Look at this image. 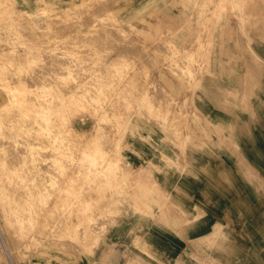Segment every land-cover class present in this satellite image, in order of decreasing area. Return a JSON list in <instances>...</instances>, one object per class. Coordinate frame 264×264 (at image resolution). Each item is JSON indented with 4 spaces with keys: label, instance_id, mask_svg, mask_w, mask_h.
Returning <instances> with one entry per match:
<instances>
[{
    "label": "rangeland",
    "instance_id": "374dc122",
    "mask_svg": "<svg viewBox=\"0 0 264 264\" xmlns=\"http://www.w3.org/2000/svg\"><path fill=\"white\" fill-rule=\"evenodd\" d=\"M0 10V61L11 59L0 63V109L7 82L24 74L35 83L51 119L46 135L35 133V155L62 170L51 196L38 191L55 200L49 208L34 190L25 225L0 201V264H94L113 248L131 258L147 253L137 238L193 223L197 211L221 223L194 247L200 264H264V0H0ZM99 87L105 98L88 103ZM63 115L69 131L59 130ZM8 118L3 133L17 128ZM3 133L19 156L22 144Z\"/></svg>",
    "mask_w": 264,
    "mask_h": 264
},
{
    "label": "bare ground",
    "instance_id": "6f19581e",
    "mask_svg": "<svg viewBox=\"0 0 264 264\" xmlns=\"http://www.w3.org/2000/svg\"><path fill=\"white\" fill-rule=\"evenodd\" d=\"M89 1V0H88ZM259 4V3H258ZM261 4V3H260ZM217 5V4H216ZM232 8V7H231ZM2 9V8H1ZM88 9V8H87ZM0 11H2V10H0ZM1 13V12H0ZM250 13V12H249ZM2 14V13H1ZM4 15H7L6 13H4ZM3 16V15H2ZM7 16H9V15H7ZM4 17V16H3ZM0 18H2V17H0ZM7 18V17H6ZM3 19V18H2ZM2 19H0L1 20V22H2ZM166 19V18H165ZM170 19V18H169ZM190 19V18H189ZM4 20H6V19H4ZM8 20V19H7ZM172 20V19H171ZM170 20V21H171ZM9 21H10V18H9ZM8 21V22H9ZM165 21V20H164ZM167 21V20H166ZM169 21V20H168ZM174 21V20H173ZM211 21V20H210ZM5 22V21H4ZM7 22V24L9 25L10 23H8ZM165 23V22H164ZM174 23V22H173ZM179 25V24H178ZM12 26V25H11ZM160 26V25H159ZM209 26V25H208ZM7 27H9V26H7ZM173 27H175V26H173ZM211 27H212V25H211ZM237 27V26H236ZM3 28V27H2ZM167 28V27H166ZM170 29V28H169ZM237 31V30H236ZM172 33V32H171ZM168 34V33H167ZM73 37V36H72ZM208 37V36H207ZM236 37H237V35H236ZM168 38H169V36H168ZM210 40V39H209ZM169 41V40H168ZM171 41V40H170ZM243 41H244V37H243ZM205 42V41H204ZM155 43V42H154ZM242 43V42H241ZM159 44V43H158ZM174 44H175V42H174ZM195 44V43H194ZM108 46V45H107ZM159 45H157V47H158ZM171 46V45H170ZM201 46V45H200ZM140 47V46H139ZM186 47V46H185ZM149 48H151V47H149ZM188 48V47H187ZM200 48V47H199ZM152 49H153V47H152ZM151 49V50H152ZM182 49V48H181ZM8 50V49H7ZM149 50V49H148ZM154 50H155V48H154ZM164 50V49H163ZM169 50V49H168ZM10 51H11V49H10ZM9 51V55H10V58H12L11 57V54H12V51L10 52ZM144 51V50H143ZM147 51V50H146ZM145 51V52H146ZM158 51V50H157ZM161 51V50H160ZM165 51V50H164ZM170 51V50H169ZM166 52V51H165ZM15 53H17V52H15ZM168 53V52H167ZM202 53H204V51L202 52ZM7 54V52L5 53V55L4 56H9L8 54ZM142 54H144V53H142ZM196 54V53H195ZM144 56V55H143ZM143 56H141V58L143 57ZM146 56H147V54H146ZM151 56V55H150ZM149 56V57H150ZM166 56V55H165ZM169 56V55H168ZM17 57H19L18 55L16 56V58ZM199 57V56H198ZM7 58V60L9 59L8 57H6ZM6 58H5V62H2V61H0V63H4V65H5V63H7L8 61L6 60ZM14 59V58H13ZM17 59H19V58H17ZM17 59H14L13 61L14 62H16L15 60H17ZM31 59V58H30ZM33 59V58H32ZM59 59H61V58H59ZM145 59V58H144ZM157 59V58H156ZM0 60H2V57H1V59ZM9 61H11V59H9ZM20 61V60H19ZM17 62V64L18 63H20V62ZM31 61H33V60H29V62H31ZM63 61V60H62ZM137 61V60H136ZM144 61V60H143ZM142 61V62H143ZM161 61H162V59H161ZM22 62V61H21ZM48 62V61H47ZM138 62V61H137ZM158 62V61H157ZM12 62H9L8 63V65L10 66V65H12L11 64ZM23 63V62H22ZM44 63V62H43ZM68 63V62H67ZM90 63V62H89ZM145 63V62H144ZM39 64V63H38ZM58 64V63H57ZM136 64H139V63H136ZM156 64V63H155ZM159 64V63H158ZM1 65H3V64H1ZM14 65H16V64H14ZM19 65H21L22 66V64L20 63ZM77 65V64H76ZM148 65V64H147ZM150 65V64H149ZM148 65V66H149ZM6 67H7V69H8V66L7 65H5ZM146 66V65H145ZM151 66V65H150ZM1 67V66H0ZM4 67V66H3ZM15 67V66H14ZM16 67H17V65H16ZM31 68V65L29 66L28 65V67L27 68ZM47 66H45V68H46ZM144 67V66H143ZM162 67V66H161ZM183 67V66H182ZM5 68V67H4ZM3 68V69H4ZM10 68V67H9ZM12 68H13V66H12ZM12 68H10L11 69V71L12 70H16V69H12ZM26 68V67H25ZM79 68V67H78ZM140 68V67H139ZM148 68V67H147ZM156 68V67H155ZM2 69V68H1ZM6 69V68H5ZM4 69V70H5ZM7 69L5 70V72L7 71ZM19 69H22V68H19ZM18 69V70H19ZM50 69V68H49ZM136 69H138L137 67H136ZM145 69V68H144ZM149 69V68H148ZM147 69V70H148ZM154 69V68H153ZM162 69V68H161ZM18 70H16L15 72L17 73V71ZM43 70V69H42ZM41 70V71H42ZM48 70V69H47ZM79 70H81V69H79ZM104 70V69H103ZM139 70V69H138ZM155 70V69H154ZM247 70V69H246ZM1 71H3V70H1ZM11 71H8V74L11 72ZM21 71H23V70H21ZM134 71H135V69H134ZM144 71V70H143ZM152 71V70H151ZM158 71V70H157ZM179 71V70H178ZM177 71V72H178ZM4 71L2 72V74L3 73H5ZM59 72H60V70H59ZM138 72V71H137ZM145 72H146V70H145ZM144 72V73H145ZM149 72V71H148ZM154 72V71H153ZM1 73V72H0ZM129 73H130V71H129ZM156 73V72H155ZM167 73V72H166ZM165 73V74H166ZM19 74H23V72L21 73H19ZM46 74V73H45ZM132 74V73H131ZM157 74V73H156ZM168 74V73H167ZM5 75V74H4ZM15 75H17V74H15ZM52 75V74H51ZM83 75H84V73H83ZM140 75V74H139ZM149 75V74H148ZM11 76H14V74H12ZM11 76H9L8 77V81H9V79H12L13 77H11ZM21 76H23V77H21ZM53 76V75H52ZM146 76V75H145ZM16 77V76H15ZM48 77V76H47ZM131 77V76H130ZM156 77V76H155ZM168 77V76H167ZM7 78V77H6ZM41 78V77H40ZM104 78V77H103ZM139 78V77H138ZM170 78V77H169ZM3 79H5V78H3ZM1 80V81H4V80ZM38 79H39V77H38ZM48 79H50V78H48ZM54 79V78H53ZM57 79V78H56ZM83 79V78H82ZM130 79V78H129ZM134 79V78H133ZM132 79V80H133ZM144 79V78H143ZM32 80V79H31ZM35 80H36V78H35ZM131 80V81H132ZM146 80V79H145ZM172 80H173V78H172ZM44 81V80H43ZM51 81V80H50ZM123 81V80H122ZM148 81V80H147ZM176 81V80H175ZM174 81V82H175ZM7 82V81H6ZM37 82V81H36ZM47 82V81H46ZM90 82H91V80H90ZM129 82V81H128ZM127 82V83H128ZM154 82V81H153ZM8 83V84H7ZM6 83V86L7 87H5V88H7L6 90H7V94H8V101L5 103V104H2V107H1V109H0V134H2L3 133V130H5V128L4 127H6L7 125L9 126V125H11V128L13 127V128H15V127H17V128H15V129H8V128H6V129H8V130H6V132L8 131L9 133H11V134H9L8 132L7 133H3V136L5 137V134H8V135H6V136H8L7 138H10V139H12L11 141H9V142H11L10 144H12V146L13 145H15V143L16 142H19V145H21V146H23L20 150H18V152L19 153H21L19 156L17 155V149L15 150V149H13L12 151H10L9 150V148H7V147H5L4 146V143L2 142L3 140L2 139H0L1 141H0V194H2L1 195V198H0V201H2L3 202V204L5 205V208H7L5 211L6 212H8V214L10 213V215L9 216H13V218H14V220L15 221H17V223L20 225V226H23V225H25V224H23L25 221H27V220H29V222L32 220V219H34V218H30L31 217V215H32V212L35 210H33L32 208L33 207H31V202L29 201L30 199H33V200H35V198H32L33 196H31L35 191L34 190H37V192L36 193H34L33 195H35V194H38V196H37V200H36V202L35 203H38V205L39 204H43L44 203V205L46 204L47 205V207L49 208V203L53 200V202H55V200L54 199H52L51 198V200H49L50 202H46L45 200H46V198H44L43 197V195L41 194L42 192H44L45 190H47L48 189V185L49 186H51V187H54L55 186V178L58 176L57 174H59L62 170H60V172L58 171V169L57 168H55V162L54 163H52V161L50 162L49 160H50V156L49 155H43V156H41V157H38V156H36L35 154H36V151H35V149H34V145H35V143H34V141H33V139L36 137L35 136V133L38 131V130H41V132L42 133H45V135L47 134V132L45 131V132H43V130L42 129H44V128H48L50 125H49V123H50V116L48 115V112L47 111H45V110H40L39 109V106H38V104H36L35 103V101L37 102V93L39 94L41 91V89L40 90H37V86L35 85V83H30V81H28V79H26L25 77H24V74L23 75H20V77H18L17 79H15L14 80V78H13V80L11 81V82H7ZM40 84L42 83V82H39ZM45 82H43V84H44ZM60 83V82H59ZM63 83V82H62ZM131 83V82H130ZM149 83H150V81H149ZM46 84H48V83H46ZM95 84V83H94ZM136 84H138V83H136ZM143 84H144V81H143ZM155 84H156V82H155ZM161 84V83H160ZM69 85V84H68ZM105 85V84H104ZM145 85V84H144ZM158 85V84H157ZM51 86H53V85H51ZM59 87H60V85H58ZM71 86H74V85H71ZM124 86H125V84H124ZM127 86V85H126ZM125 86V87H126ZM129 86V85H128ZM143 86V85H142ZM161 86V85H160ZM54 87V86H53ZM132 87V86H131ZM156 87V86H155ZM51 88V87H50ZM49 88V89H50ZM55 88V87H54ZM70 88V87H69ZM128 88V87H127ZM148 88H149V86H148ZM152 88V87H151ZM67 89V88H66ZM91 89V88H90ZM104 89H106V88H104V87H99V96H97V97H91V98H89L88 96H86V98H87V101H88V103L89 102H92V101H98V99H100V98H105V90ZM124 89V88H123ZM141 88H139V90H140ZM147 89V88H146ZM156 89V88H155ZM4 90V89H3ZM48 90V89H47ZM163 89H161L160 91H162ZM167 90H169V89H167ZM140 91H142V90H140ZM190 91V90H189ZM78 92V91H77ZM146 92H148V91H146ZM44 93V92H43ZM49 93V92H48ZM48 93H47V95H48ZM76 93V92H75ZM75 93H72V94H74V95H76ZM141 93V92H140ZM154 93V92H153ZM169 93V92H168ZM35 94H36V96H35ZM42 94V93H41ZM40 94V95H41ZM71 94V95H72ZM89 94V93H88ZM149 94V93H148ZM171 94V93H170ZM39 95V96H40ZM64 95V94H63ZM92 95V94H91ZM127 95V94H126ZM165 95V94H164ZM172 95V94H171ZM102 96V97H101ZM160 96V94L158 95L157 94V97H159ZM162 96V95H161ZM175 96V95H174ZM181 96H182V93H181ZM181 96H179V98L181 97ZM71 97V96H70ZM75 97V96H74ZM73 97V95H72V98L73 99H75ZM145 97V96H144ZM166 97H167V95H166ZM172 97V96H171ZM184 97V96H183ZM189 97V96H188ZM133 98V97H132ZM153 98V97H152ZM175 98V97H174ZM68 99H69V97H68ZM73 99H71V100H73ZM141 99H142V96H141ZM154 99V98H153ZM41 100V99H40ZM143 100V99H142ZM145 100V99H144ZM162 100H164L165 101V99L164 98H162ZM175 100V99H174ZM173 100V101H174ZM75 101V100H74ZM76 101H77V99H76ZM155 101V100H154ZM157 101V100H156ZM159 101V100H158ZM178 101V100H177ZM179 101H181V100H179ZM61 102H63V101H61ZM84 102V101H83ZM86 102V101H85ZM162 102V101H161ZM106 103V102H105ZM132 103V102H131ZM173 103V102H172ZM178 103V102H177ZM49 104V103H48ZM69 104V103H68ZM82 104V103H81ZM167 104H168V102H167ZM174 104V103H173ZM179 104V103H178ZM84 105H86V103L84 104ZM125 105V104H124ZM155 105H157V104H155ZM154 105V106H155ZM94 106V105H93ZM163 106H164V103H163ZM170 106V105H169ZM173 106V105H172ZM175 106V105H174ZM174 106L172 107V108H174ZM158 107H159V105H158ZM162 107V106H161ZM167 107V106H166ZM63 108V107H62ZM124 108V107H123ZM111 109V108H110ZM165 109H167V108H165ZM171 109V108H170ZM188 109V108H187ZM73 110V109H72ZM98 110V109H97ZM162 110V109H161ZM70 111V110H69ZM92 111V110H91ZM90 111V112H91ZM165 111V110H164ZM12 112H13V115H12ZM79 112H81V111H79ZM134 112V111H133ZM170 112H171V110H170ZM174 112V111H173ZM11 113V114H10ZM59 113V112H58ZM67 113L68 112H66V115H67ZM109 113V112H108ZM190 113V112H189ZM65 114V113H64ZM78 114V113H77ZM170 114H172V113H170ZM3 115H4V117L6 116V118H7V116L9 117L10 115H11V119H9V120H11L12 121V123L11 122H8V119H7V125H6V123L5 124H3V125H6V126H2L4 129H1V125H2V122H1V118H3ZM94 115V114H93ZM109 115V114H108ZM174 115V114H173ZM179 115V114H178ZM199 115V114H198ZM2 116V117H1ZM72 116V115H71ZM170 117V116H169ZM176 117V116H175ZM68 118H69V116H68ZM68 118L67 117H65L64 115L63 116H59L58 118H57V120H58V126H59V128H61V129H59L60 131H62L63 129H68V131L69 130H71L72 129V127H71V125L69 124V120H68ZM181 118V117H180ZM202 118V117H201ZM70 120H71V118H69ZM92 120H94L93 119V117H92ZM125 120H127V119H125ZM168 120V119H167ZM177 121V120H176ZM4 122V121H3ZM114 122V121H113ZM160 122V121H159ZM9 123V124H8ZM174 123V122H173ZM187 123H189V122H187ZM192 124V123H191ZM114 125V124H113ZM168 125V124H167ZM189 126V125H188ZM20 127V128H19ZM21 127H22V129H21ZM40 128V129H35V128ZM92 127V126H91ZM19 128V129H18ZM32 128V129H31ZM34 128V129H33ZM54 128V127H53ZM97 128V127H96ZM11 130H15L14 132L15 133H19V132H21V131H23L24 133L22 134V136H24V134H25V136H24V138H22V137H20L19 138V140L15 137V133L13 132V131H11ZM47 130H49V129H47ZM53 130V129H52ZM58 130V131H59ZM74 131H75V129H73ZM2 131V132H1ZM56 131V130H55ZM73 131V132H74ZM5 132V131H4ZM40 132V133H41ZM71 132V131H70ZM52 133V132H51ZM86 133V132H85ZM75 133H73V135H74ZM87 134V133H86ZM110 134H111V132H110ZM77 135L78 134H76V137H77ZM1 136V135H0ZM19 136H21V135H19ZM18 136V137H19ZM64 136V135H63ZM83 136V135H82ZM71 137V136H70ZM3 138V137H2ZM37 138V137H36ZM86 138V137H85ZM180 138V137H179ZM183 138V137H182ZM53 139V138H52ZM65 139H66V137H65ZM68 139V138H67ZM66 139V140H67ZM73 139V138H72ZM71 139V140H72ZM5 140V139H4ZM46 140V139H45ZM48 140V139H47ZM59 140V139H58ZM69 140H70V138H69ZM63 141V140H62ZM73 141H75V139L73 140ZM21 143V144H20ZM6 144H8L7 142H6ZM17 144V143H16ZM64 144V143H63ZM70 144V143H69ZM76 144V143H75ZM39 145V144H38ZM59 145H60V143H59ZM17 146V145H16ZM20 146V147H21ZM51 146V145H50ZM86 146H88V145H86ZM183 146V145H182ZM41 149V148H40ZM16 151V152H15ZM41 151V150H40ZM72 151V150H71ZM73 151H74V149H73ZM77 151V150H76ZM38 152L39 151H37V154H38ZM54 152V151H53ZM46 153V152H45ZM65 154H66V152H65ZM51 155V154H50ZM60 155V154H59ZM109 155V154H108ZM19 157L20 159H19V162L18 163H16L17 162V160L16 161H14L15 160V158L16 157ZM70 157V156H69ZM99 157V156H98ZM40 159H41V161L42 160H47L48 159V162L46 163V161H45V163H42L41 164V162H40ZM85 159V158H84ZM91 159H93V158H91ZM61 161H63V160H61ZM104 161H107V163H106V165L107 164H110V163H108V160H105L104 159ZM86 163V162H85ZM44 164V166H42ZM45 164H48V166H50L49 168H48V166L47 165H45ZM87 164V163H86ZM91 164V163H90ZM72 165H74V164H72ZM103 165H105V164H103ZM102 165V166H103ZM110 165H112V164H110ZM76 166V165H75ZM101 166V167H102ZM108 166V165H107ZM100 167V168H101ZM113 167V166H112ZM61 168V167H60ZM67 169V168H66ZM112 169V171H113V168H111ZM74 170V169H73ZM69 171V170H68ZM115 171V170H114ZM113 171V172H114ZM73 172V171H72ZM44 173L46 174V173H50V175L52 176V174L55 176V175H57V176H55V177H53L54 179L52 180L53 182H52V184H51V182L50 181H48V182H46V181H44L43 183H45L46 182V184H43V183H41V179H43V178H41V174H42V176L44 175ZM62 173V172H61ZM69 173V172H68ZM65 174V173H64ZM31 175V177H29ZM35 175V176H37L38 177V175L40 176V180H39V177H38V179L36 180V182L35 183H33L34 182V180L33 179H36V177H34L33 178V176ZM49 175V176H50ZM71 175V174H70ZM78 175V174H77ZM67 177V176H66ZM69 177V176H68ZM67 177V178H68ZM74 177V176H73ZM119 177V176H118ZM124 177V176H123ZM33 178V179H32ZM58 178V177H57ZM60 178V177H59ZM70 178H71V176H70ZM73 179V178H72ZM113 179V178H112ZM30 181V180H32L33 182L31 183V181L30 182H27V181ZM48 180V179H47ZM134 180V179H133ZM2 181H4V183H2ZM37 181H40V182H37ZM64 181V180H63ZM118 181V180H117ZM49 182H50V184H49ZM62 183V182H61ZM101 184H103V183H101ZM59 185V184H58ZM62 185V184H61ZM65 185V184H64ZM72 185V184H71ZM116 185V184H115ZM50 188V187H49ZM56 188V187H55ZM65 188V187H64ZM75 188V187H74ZM79 188H81V187H79ZM120 188H121V186H120ZM129 188V187H128ZM131 188V187H130ZM19 189L21 190L20 191V194L22 195V196H24V200L22 199H19V198H21L19 195H18V197L16 196L17 195V190H18V192H19ZM54 188H50L49 190H51V192H53L52 190H53ZM103 189V188H102ZM133 189V188H132ZM15 190H16V192H15ZM41 190H43L41 193L40 192H38V191H41ZM49 190H47V193H49ZM110 190V189H109ZM119 190V189H118ZM148 190V189H147ZM120 191V190H119ZM46 192V191H45ZM68 192V191H67ZM91 191H89V193H90ZM140 192V191H139ZM16 193V194H15ZM46 193V194H47ZM62 193V192H61ZM85 193V192H84ZM19 194V193H18ZM46 194L44 193V196H46ZM50 194V193H49ZM49 194H47L48 196H49ZM56 194V193H55ZM147 194V193H146ZM52 195H53V193H52ZM85 195V194H84ZM89 195V194H88ZM108 195V194H107ZM36 196V195H35ZM34 196V197H35ZM50 196H51V194H50ZM60 196V195H59ZM71 196V195H70ZM69 196V197H70ZM93 196V195H92ZM159 196V195H158ZM29 197H31V198H29ZM56 197H57V195H56ZM68 197V196H67ZM67 197H65V199L67 198ZM85 197V196H84ZM23 198V197H22ZM49 198V197H48ZM61 197H58V199H60ZM71 198V197H70ZM75 199V198H74ZM73 199V200H74ZM88 199V198H87ZM32 200V201H33ZM67 200H69V199H67ZM85 200V199H84ZM45 201V202H44ZM63 201V200H62ZM87 201V200H86ZM88 202V201H87ZM143 202V201H142ZM33 203H34V201H33ZM34 203V204H35ZM57 203V202H56ZM97 203V202H96ZM51 205H53V203L51 202L50 203ZM76 204H78V203H76ZM101 204V203H100ZM3 205V206H4ZM8 207H7V206ZM45 205V206H46ZM63 205V204H62ZM91 205H92V202H91ZM93 205H94V203H93ZM95 205H97V204H95ZM104 205V204H103ZM147 205V204H146ZM37 206V205H36ZM45 206H44V208H45ZM100 206V205H99ZM42 207V206H41ZM40 207V208H41ZM51 207V206H50ZM58 207V206H57ZM63 207V206H62ZM77 207H78V205H77ZM79 207H81V206H79ZM75 208H76V206H75ZM74 208V209H75ZM56 209V208H55ZM92 209V208H91ZM177 209V208H176ZM43 210V209H42ZM49 210V209H48ZM57 210H58V208H57ZM46 211V210H45ZM66 211V210H65ZM72 211H76V210H72ZM99 211V210H98ZM12 212V213H11ZM49 212V211H48ZM53 212V211H52ZM58 212H59V210H58ZM95 212V211H94ZM179 212V211H178ZM76 213V212H75ZM44 215V214H43ZM46 215V214H45ZM83 215V214H82ZM95 215V214H94ZM45 217H47V216H45ZM48 218V217H47ZM84 218V217H83ZM82 218V219H83ZM31 219V220H30ZM42 219V218H41ZM52 219V218H51ZM57 219V218H56ZM49 220V219H48ZM70 220H71V218H70ZM59 221V220H58ZM74 221V220H73ZM51 222V221H50ZM68 222V221H67ZM28 223V222H27ZM26 223V224H27ZM40 223V222H39ZM38 223V224H39ZM73 224V223H72ZM28 225V227H29V224H27ZM31 225V224H30ZM58 227V226H57ZM48 229V228H47ZM75 230V229H74ZM52 231V230H51ZM44 232H46V231H44ZM74 232V231H73ZM78 232H81V231H79L78 230ZM83 232V231H82ZM7 233V232H6ZM9 234V233H8ZM42 234V233H41ZM87 234V233H86ZM43 235V234H42ZM76 235V234H75ZM4 236V235H3ZM87 236V235H86ZM85 236V237H86ZM5 237V236H4ZM8 237V236H7ZM214 237H215V235H214ZM26 240H27V238H26ZM7 241V240H6ZM29 242V241H28ZM82 246V245H81ZM1 247V246H0ZM64 247V246H63ZM72 250H74V249H72ZM206 258V257H205ZM205 264V263H204Z\"/></svg>",
    "mask_w": 264,
    "mask_h": 264
},
{
    "label": "crops",
    "instance_id": "0c3cea01",
    "mask_svg": "<svg viewBox=\"0 0 264 264\" xmlns=\"http://www.w3.org/2000/svg\"><path fill=\"white\" fill-rule=\"evenodd\" d=\"M198 215V211L196 215L192 214L191 218H196L193 223L181 225L174 222L173 228L157 227L151 236L137 238L139 246L147 250L145 254L137 253L131 255V258H129L130 255L123 257L120 254L121 249L113 248L109 250L107 257L104 256L106 257L104 260L102 256L100 260H95L94 264H130L131 262V264H200L196 255L198 251L194 247L201 250L203 245L206 246L211 236L218 235V226L221 223L218 220H215L216 222H209L208 219L201 220L197 217ZM129 240L133 242L134 238ZM215 257L211 256L220 262V259Z\"/></svg>",
    "mask_w": 264,
    "mask_h": 264
}]
</instances>
